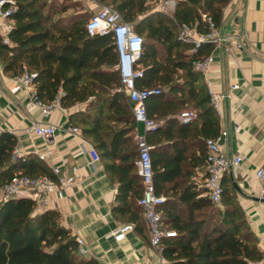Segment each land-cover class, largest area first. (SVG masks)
Masks as SVG:
<instances>
[{
    "label": "trees",
    "instance_id": "obj_1",
    "mask_svg": "<svg viewBox=\"0 0 264 264\" xmlns=\"http://www.w3.org/2000/svg\"><path fill=\"white\" fill-rule=\"evenodd\" d=\"M105 1L144 37L141 57L136 63L143 76L136 80V85L161 87L163 91L158 96L180 90L181 106L191 102L201 108L203 123L209 124L210 129L213 127L212 133L202 128L204 144L207 138H217L218 121L207 85L202 73L193 67L195 60L210 54L214 44L203 43L189 53L192 45L178 38L177 25L198 21V30L206 31L203 14H207L220 26L223 9L230 0H179L172 16L152 10L149 4L152 0ZM15 3L11 44H4L0 36L4 70L16 75L26 64L36 74L38 97L45 103L57 97L63 108L86 103V110L72 113L71 118L88 125L83 132L94 140L96 150L104 149L103 155L110 152V146L115 150L132 139L134 122L130 118V105L123 101L127 97L116 70L118 57L112 35L89 36L85 27L88 20L82 13L53 21L58 11L64 13L69 9L67 4L57 6L47 0H15ZM181 78L183 82L178 81ZM16 146L17 137L13 133H0V185L20 171L55 179L35 155L16 156ZM151 154L155 191L160 194L167 173L159 167L162 159L153 146ZM177 187L173 185L167 194L173 199H166L161 208L167 209L163 212L167 219L163 222L162 217L163 227L176 233L162 241V255L167 264H251L264 259V250L258 247L257 237L230 189L223 186L222 203L217 206L207 197L199 196L205 192L203 186L199 190L191 184L180 190ZM142 193L143 188L136 208L128 209L129 221L137 229L144 224L138 204ZM34 215L32 199L17 197L0 203V264H99L80 253L77 239L60 224L55 211Z\"/></svg>",
    "mask_w": 264,
    "mask_h": 264
},
{
    "label": "crops",
    "instance_id": "obj_2",
    "mask_svg": "<svg viewBox=\"0 0 264 264\" xmlns=\"http://www.w3.org/2000/svg\"><path fill=\"white\" fill-rule=\"evenodd\" d=\"M66 1L72 3L67 4L70 7L66 13L70 10L92 13L107 6L105 0ZM153 2L157 3L152 0L149 4ZM226 7L220 25L225 42L210 52L213 61L202 78L209 96L211 91L230 93L219 109H214L218 121L216 131L219 135L226 132L221 139L223 153L229 157L239 156L241 161L223 175L222 182L224 188L236 195L257 237L258 247L264 250V199L261 197L264 183L255 176L257 168L264 163V0H232ZM237 40L242 48L235 50L233 45ZM188 52L192 53L191 50ZM12 76L13 72L5 71L0 59V133L8 131L17 137L15 155H35L50 172L52 166H59L69 173L73 166L79 168L78 185L68 187L64 198L53 193L47 206L39 211H55L62 226L76 239H84L88 250L84 257H92L99 264H160L158 252L149 243L145 223L137 229L134 222L129 221L128 209L136 208L138 194L143 188L136 163V135L146 136L162 159L159 167L167 173L161 183L162 196L173 199L167 194L175 184L178 185L176 190L184 189L186 184L199 190L206 176L202 128L214 132L213 127L210 129L209 124L203 123L205 116L201 115V108L191 102L181 106L180 90L174 94L151 96L146 100L147 113L152 118L163 119V126L147 131L142 122L134 119L133 105L126 94L123 101L130 105L133 138L115 150L110 146L108 154L103 155L104 149L97 148L100 160L92 164L91 155L85 149L96 147V143L83 132L88 125L71 118L74 112H84L86 103L69 109L59 105L44 116L40 108L26 106L27 94L11 91ZM234 84L237 88L232 89ZM164 89L167 92V87ZM188 110L194 112L193 118L184 122L182 113ZM37 120L57 127L50 140L30 131ZM73 125L81 128V135L69 132ZM39 152L49 154L41 159ZM204 194L201 192L199 196L204 197ZM164 211L167 209H161L163 222H166ZM140 214L142 216V210ZM126 224L133 228L125 238L117 240L111 235Z\"/></svg>",
    "mask_w": 264,
    "mask_h": 264
},
{
    "label": "built area",
    "instance_id": "obj_3",
    "mask_svg": "<svg viewBox=\"0 0 264 264\" xmlns=\"http://www.w3.org/2000/svg\"><path fill=\"white\" fill-rule=\"evenodd\" d=\"M177 0H165L162 3L161 10H170L174 12ZM16 11L15 0H0V36L4 44H11L10 32L14 27V20L11 14ZM207 23V30H198V21L193 23H178L177 36L183 41L192 45L191 51L194 52L201 44L211 42L217 47L225 42L222 37L220 26H217L212 17L207 14L203 15ZM86 32L89 36L104 35L110 33L113 38L118 59L116 70L119 73L122 88L128 95L133 105L134 119L142 122L147 131H155L163 126L162 120H155L148 116L146 108V100L154 95L160 94L163 89L161 87H138L136 80L143 76L142 68L136 66L137 61L141 57L143 50L144 37L135 31L132 24L125 22L122 15L112 7L103 6L97 10L85 24ZM235 50L241 49L242 44L238 40L234 42ZM231 47V50L233 49ZM213 61L211 54L203 59H197L193 63L195 70L206 75L209 65ZM36 74L29 70L26 64L21 66V72L12 76L11 91L14 93L24 92L28 95L29 100L27 107L40 108L44 116H48L57 106H59V97L49 103L43 102L38 97L37 85L35 82ZM232 89L237 88L234 84ZM230 97V93L217 91L210 92V102L214 109H219L222 101ZM183 121L188 122L193 118L191 112L182 113ZM30 131L45 140H50L56 133L57 127L51 123H43L40 120L35 121ZM69 132L73 135H81L82 130L78 126H71ZM222 135H226L223 132ZM222 135L217 138H207L206 146V176L201 183L205 188V196L215 205L221 206L223 195V175L229 171L234 165L239 164L241 158L239 156L229 157L223 153L221 148ZM136 143L138 148L137 167L138 173L142 179L143 193L138 199V204L142 210V216L145 226L148 230L149 243L155 248L160 256V264H167L166 259L162 255V241L165 237H174V230L164 229L162 225L161 208L166 198L155 191L154 170L152 164V145L144 135H136ZM85 149V148H84ZM91 155V163L95 164L100 160V155L95 147L90 146L85 149ZM17 155V153H15ZM49 152H39L38 156L44 159ZM78 166L72 167L69 173L62 170L59 166H52V173L55 179L48 175L30 176L23 172H16L5 183L0 185V190L4 195V199L26 197L35 202V214L40 215L39 209L47 206L49 199L53 193L58 198L66 196L68 187L76 186L79 182ZM255 176L264 183V163L257 168ZM261 197L264 199V185L261 191ZM133 225L126 224L115 230L114 235L117 240H122ZM79 251L85 256L88 252L83 238H77ZM251 264H264L261 261L252 262Z\"/></svg>",
    "mask_w": 264,
    "mask_h": 264
},
{
    "label": "rangeland",
    "instance_id": "obj_4",
    "mask_svg": "<svg viewBox=\"0 0 264 264\" xmlns=\"http://www.w3.org/2000/svg\"><path fill=\"white\" fill-rule=\"evenodd\" d=\"M54 1V3L58 6V5H60V4H72V3H69L68 1H64V0H62V1H60V0H47V2H48V4H50V3H52ZM157 1V3H155V2H153L152 4H150V6H151V8H152V10H156V11H159V12H162L163 14H166V15H169V16H172V11H170V10H168V11H166V10H161L160 9V7H161V5H162V3H164V1L165 0H156ZM179 0H177V2H178ZM231 1L232 0H230L229 2H228V4L227 5H229V3H231ZM177 5V4H176ZM226 5V6H227ZM224 7V9H226L227 7ZM81 8H85L84 6H82L81 5ZM84 12V11H83ZM78 12H77V10H70V11H68V13H66V12H64V13H56L55 15H53V21L54 20H57V19H62V18H66L67 16H69V15H72V14H77ZM85 13V17H86V21L90 18V16H92L95 12H84ZM189 112H191L192 114L194 113L192 110H188ZM5 199H4V195H3V193L1 192V190H0V203L2 202V201H4ZM41 214V213H40ZM39 214H35L34 216H38ZM164 228V227H163ZM165 229V228H164Z\"/></svg>",
    "mask_w": 264,
    "mask_h": 264
},
{
    "label": "water",
    "instance_id": "obj_5",
    "mask_svg": "<svg viewBox=\"0 0 264 264\" xmlns=\"http://www.w3.org/2000/svg\"><path fill=\"white\" fill-rule=\"evenodd\" d=\"M222 142V140L220 141V143Z\"/></svg>",
    "mask_w": 264,
    "mask_h": 264
}]
</instances>
